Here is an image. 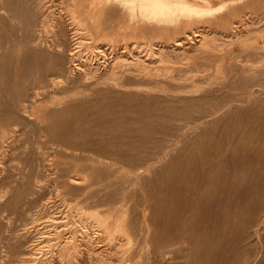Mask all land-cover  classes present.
Listing matches in <instances>:
<instances>
[{"label": "rangeland", "instance_id": "1", "mask_svg": "<svg viewBox=\"0 0 264 264\" xmlns=\"http://www.w3.org/2000/svg\"><path fill=\"white\" fill-rule=\"evenodd\" d=\"M113 1L0 0V264H264V0Z\"/></svg>", "mask_w": 264, "mask_h": 264}, {"label": "bare ground", "instance_id": "2", "mask_svg": "<svg viewBox=\"0 0 264 264\" xmlns=\"http://www.w3.org/2000/svg\"><path fill=\"white\" fill-rule=\"evenodd\" d=\"M106 1H111V0H106ZM243 1L244 0H232L233 3L235 2L240 3ZM112 3L117 5H120L121 3V5L124 6V9L127 8L129 9V12L131 14L142 15L144 18L148 20L149 19L152 20V22L155 25L159 26L161 25V23H165V25L167 26L173 25L176 28L179 27L178 24H173V23L178 22V20L181 17L191 18L193 16H196L200 18L202 16L201 15L202 13L211 17L216 14H219L221 10L224 7H227L228 5L227 1H225L218 6H214L212 0H202V2H199L198 0H126L124 2L113 1ZM192 30H193V35L192 33H189L188 37L195 39L194 36H199L198 40H200V42L205 39L206 33L208 32V30L205 28H199V29L192 28ZM184 39L185 37L179 38L176 41L175 45L178 46L183 45L185 43ZM155 45H156L155 51L157 50L160 51L159 49L161 47L163 46L165 47L164 44H155ZM117 52L118 51H116V53ZM134 52H138V51L134 49L131 51V54H133ZM148 56H150V54H148Z\"/></svg>", "mask_w": 264, "mask_h": 264}]
</instances>
